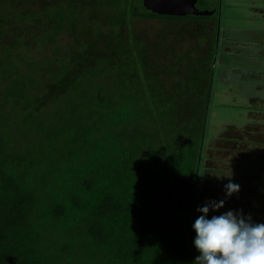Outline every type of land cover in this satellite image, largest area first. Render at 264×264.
Masks as SVG:
<instances>
[{"label": "trees", "instance_id": "16d2710c", "mask_svg": "<svg viewBox=\"0 0 264 264\" xmlns=\"http://www.w3.org/2000/svg\"><path fill=\"white\" fill-rule=\"evenodd\" d=\"M6 1L0 39L7 27L38 20ZM138 1L135 14V0H95L94 9L125 26L134 17L208 20L157 16ZM74 3L48 8L47 39L75 28ZM213 45L175 96L142 78L135 60L112 61L91 44L78 58L87 57L85 69L47 75L52 91L37 98L0 42V264H264L262 184L238 181L233 202L208 196V215L196 211L198 179L212 183L202 160ZM99 77L108 82L96 84ZM179 97L191 100L188 111ZM237 207L240 221L224 218Z\"/></svg>", "mask_w": 264, "mask_h": 264}, {"label": "rangeland", "instance_id": "374dc122", "mask_svg": "<svg viewBox=\"0 0 264 264\" xmlns=\"http://www.w3.org/2000/svg\"><path fill=\"white\" fill-rule=\"evenodd\" d=\"M94 1L77 0V3H74L70 10V12H73L72 10L75 11V28L73 30L71 28L70 30L68 28L71 26L68 25L66 30L60 31L52 41L47 39L45 35L50 31L49 28L51 27L49 23L51 15H49L48 8L57 9L58 7H65L67 0L6 1L7 5H10L11 10L21 11L23 14L33 13L38 19L37 21L34 20V23L31 25H25L21 22L7 27L3 30V35L0 39V42L7 46L9 57L17 61L16 65L18 66L17 68L20 74L24 75L32 83V87L30 84L31 88L28 86L30 93L35 94L38 91L37 98L45 97L48 92L52 91L51 88L54 86V80L52 78L46 80L47 75L54 78L56 77L54 75H60L62 73L61 69L68 70L69 68L68 71H71L72 75L75 76L78 72L84 70L85 68L79 63L84 64L87 57L82 56L83 60L81 58V61L78 58L83 52L91 49V44L95 45L93 51L101 55L111 51L109 54L110 60L112 61H123L125 59L135 60L136 63L134 66L137 73L139 72L138 74L142 78L146 74L152 85H161L163 87L162 92L169 96H175L176 83L179 81L185 83L188 74L198 68L199 62H201L210 49L208 40L211 37V30L209 29L211 26L210 22L206 24L207 27L204 26V29L206 28L205 33L200 31V29H203L202 27L198 29L197 25L186 21L168 22L158 19L146 20L130 18L126 26L115 25L105 17L106 10L100 8L94 9L96 5ZM249 3L251 4L253 2H250V0H202L199 8L219 12L220 25L231 24L232 26L243 27L242 22L244 19L251 17V6H249ZM254 3L257 8L264 7L259 0H255ZM134 6L136 12L142 10L138 0H135ZM209 19L210 21H214L215 16H210ZM113 50H116L117 53L114 54L112 52ZM30 62L37 64V66L34 65L33 72H30L31 68L28 67V63ZM106 63L108 64V62ZM104 64L101 66L102 69L106 67ZM98 67H100L99 64ZM57 69L60 72H57ZM212 76L214 77V74ZM94 82L101 85L106 84L108 80L105 77H99L94 79ZM1 88L2 83L0 82V90ZM225 88L226 86L223 85L221 88L222 91ZM182 89L183 87H181ZM222 91L220 92V97L217 96L213 101H210L211 104L206 120L204 137L205 152H203V156H205V160L208 157L207 160H211L215 165H219L218 171L216 172L211 169L215 165L206 161L205 164L208 166L206 167L208 171L205 172V177L215 175V178L223 179V181L209 183L204 180V174L203 177L198 179L201 184L199 186L200 190L198 191L196 211L197 215L201 217L208 215V208H210L207 203L209 202L207 201L208 196H213L214 199L212 201L214 203L219 199L226 200L229 204L233 202L231 196L239 186L235 187V183L239 181L237 179H242V177L245 180L248 179V176L240 174V172L246 171L247 169L245 167V165H248L246 159L248 157L249 160L260 159L257 147L256 149L254 147L256 156L252 157L247 156L246 152H242L244 150L237 151L233 148H227L225 149L226 151H223L224 154L222 153L220 155L215 150V147L218 146V142L215 141L217 135L227 133L231 136L234 132H228V129L231 128H227V126L234 124L238 120V118L233 120L234 116L232 109H230L231 105H229L227 97H223L225 93ZM190 102L191 100L188 101L187 98L182 99L179 97V110L181 112L188 111V109H184V104L187 105ZM198 103H200V100H198ZM199 115L197 114V110L192 112L191 125L197 124ZM187 144H189V141L185 143V146ZM216 155L218 156L217 162L213 161V156ZM204 159L202 160V164L205 161ZM234 162L238 163L237 167H234ZM234 169H240L237 170L239 171L238 175ZM226 171L230 172L227 173ZM258 175L264 177V173ZM207 180L209 181L211 178ZM257 184H260V182ZM227 192L231 193L227 195ZM231 213L232 215H229V213L225 214L224 218H231V216L237 215L236 220L240 221L241 217H243V214L240 215L241 212L238 207Z\"/></svg>", "mask_w": 264, "mask_h": 264}, {"label": "crops", "instance_id": "0c3cea01", "mask_svg": "<svg viewBox=\"0 0 264 264\" xmlns=\"http://www.w3.org/2000/svg\"><path fill=\"white\" fill-rule=\"evenodd\" d=\"M254 1L250 0L253 2L251 3L253 5L249 3L251 17L244 19L243 27L231 24L220 25L221 21L218 15V24L216 28H213L215 36L216 30L218 32V38L214 46L215 56L212 65L214 77L210 101H213L217 96L220 97L221 88L223 85L226 86L222 91L225 93L223 97H227L228 103L231 105L233 120L238 118L234 124L227 126V128H231L228 129V132H234L231 136L227 133L217 135L215 141L218 142V146L215 147V150L219 155L227 148L237 151L244 150L242 152H246L247 156L252 157L256 156L254 147L255 149L257 147L260 159L249 160L248 157L246 159L248 165H245L247 169L240 174L248 176L251 182H260L264 186V177L258 175L264 173V7L257 8ZM259 2L264 5V0H259ZM203 152H205L204 145ZM213 158V161H216L218 156H213ZM207 159L208 157L206 160L204 159L203 167H208L205 164L206 161L215 165L214 162ZM233 165L237 167L238 163L234 162ZM218 167L219 165L216 164L211 169L217 172ZM237 170L240 169H234L238 175L239 171ZM253 174H255L254 177ZM210 178L209 181L215 183L223 181L215 176H210ZM248 179L245 180L242 177L237 180L250 182Z\"/></svg>", "mask_w": 264, "mask_h": 264}, {"label": "water", "instance_id": "95a60500", "mask_svg": "<svg viewBox=\"0 0 264 264\" xmlns=\"http://www.w3.org/2000/svg\"><path fill=\"white\" fill-rule=\"evenodd\" d=\"M145 10L159 16L185 17L193 16H210L213 11H200L196 8L199 0H141ZM219 14V12H218ZM218 32L216 36V43Z\"/></svg>", "mask_w": 264, "mask_h": 264}, {"label": "flooded vegetation", "instance_id": "af4514ba", "mask_svg": "<svg viewBox=\"0 0 264 264\" xmlns=\"http://www.w3.org/2000/svg\"><path fill=\"white\" fill-rule=\"evenodd\" d=\"M200 1H202V0H199L197 3H196V8L198 9V10H200V11H203L202 9H200L199 8V2ZM142 2V1H141ZM142 7H143V5H142ZM144 8V7H143ZM145 10V9H144ZM147 11V10H146ZM209 11V10H208ZM134 14L135 13H137L136 12V10H135V8L133 9V11H132ZM147 12H150V11H147ZM213 12H215V11H213ZM151 13V12H150ZM154 14V13H153ZM215 14V15H214ZM218 13L216 14V12L215 13H213L212 15H210V16H212V17H214L215 16V20L214 21H210V19L209 20H206V21H190V20H178V22H183V21H186V22H192L193 24H195V25H197V27H198V29H200L201 27L204 29V26L205 27H207V23H209L210 22V30H211V37L210 38H208V40H209V44L210 45H212V41H213V46H215V44H216V40H215V31H213V28H216V26H217V24H218V21L216 20L217 18H218ZM157 16H159V15H157ZM188 16H193V15H188ZM210 16H205V17H207V18H209ZM166 17H171V16H166ZM185 17H187V16H185ZM185 17H171V18H185ZM197 17V16H196ZM134 18H138V19H146V20H152V19H158V20H161V21H168V22H175V21H177V20H173V19H170V20H165V19H159V18H140V17H134ZM201 23V25H199ZM201 30L200 29V31H202V33H204V30ZM214 33V35H212ZM202 37H204V36H202ZM212 37H214V39H212ZM203 39V38H202ZM207 40V39H206ZM200 41H201V39H200ZM207 43V42H206ZM199 48H202V47H199ZM207 54H208V52H207ZM207 54L205 55V56H207ZM214 56H215V54H214ZM213 56V57H214ZM214 60V59H213ZM213 63H214V61H213Z\"/></svg>", "mask_w": 264, "mask_h": 264}]
</instances>
